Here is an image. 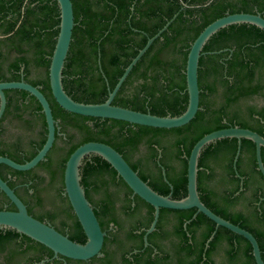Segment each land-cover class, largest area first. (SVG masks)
<instances>
[{
	"label": "trees",
	"instance_id": "1",
	"mask_svg": "<svg viewBox=\"0 0 264 264\" xmlns=\"http://www.w3.org/2000/svg\"><path fill=\"white\" fill-rule=\"evenodd\" d=\"M71 3L74 27L62 71V84L69 97L83 104L103 103L148 38L177 15L132 68L112 102L114 106L162 117L179 116L186 109L187 54L192 42L207 25L235 13H259L264 18V0H71ZM59 16L56 0H0V82L23 79L38 87L49 103L54 120H59L69 147L60 148L54 144L49 151L46 158L49 157L56 166L52 174L44 163L25 173L10 169L18 176H25L45 168L49 182L43 190L35 188L36 198L41 191L51 197L63 186L65 163L71 153L84 143L109 145L155 192L162 196L171 194L172 199L178 200L186 196L187 158L199 139L213 131L234 126L263 136L262 30L246 24L231 25L209 39L198 63L199 110L187 125L167 130L82 117L68 113L56 104L50 91L48 69L59 32ZM32 71L39 74L37 79H31ZM4 94L6 107L2 120L16 121L26 132L40 124L45 128L43 113L35 98L19 90L5 91ZM11 104L12 109L9 110ZM86 121H91V126ZM40 138L39 149L46 136L40 135ZM60 139L56 135L55 140ZM14 141V148L22 146L20 137ZM140 149L143 159L134 160ZM236 149L235 139H223L201 152L197 190L201 202L209 210L254 236L264 262V178L257 170L255 145L244 139L241 140L237 162L241 178L234 177L232 162ZM28 155L30 161L36 154ZM261 158L264 165V149H261ZM241 162L244 170L240 169ZM85 163H89L88 159L82 163L80 177ZM143 164L150 170L148 174L142 168ZM162 168L167 181L163 178ZM205 168L210 175L220 169L221 176L226 173L233 177L231 188L223 191L220 202L216 201L219 195L204 183ZM90 171L94 188L95 177L103 173L113 183L118 178L122 190L131 194L101 158L91 156V169L84 168L85 173ZM0 177L5 181L1 173ZM219 183L223 185L222 181L218 182L220 186ZM135 198L139 200L137 196ZM3 204L13 209L0 195V210H4L1 208ZM231 206L239 209L231 212ZM149 209L148 223L153 217V208ZM195 213L196 209H160L157 224L159 228V222L168 215L178 217L176 232L184 237L183 245L187 249H182L189 252V239L185 232L191 234L195 248L186 264H210V252L222 242L229 245L227 254L235 264H255L252 248L244 238L222 227L215 230V224L202 214H197L184 231L183 223L192 219ZM197 228L201 232L195 238L193 229ZM214 231L213 239L205 248Z\"/></svg>",
	"mask_w": 264,
	"mask_h": 264
},
{
	"label": "water",
	"instance_id": "2",
	"mask_svg": "<svg viewBox=\"0 0 264 264\" xmlns=\"http://www.w3.org/2000/svg\"><path fill=\"white\" fill-rule=\"evenodd\" d=\"M56 2L60 12L59 32L48 69L50 91L56 104L62 110L74 115L122 121L131 125L155 129L169 130L180 128L187 125L195 117L199 110L200 94L198 87V63L203 54L202 51L204 46L213 35L228 26L239 24L252 25L264 32V18L259 13L227 14L207 25L192 42L187 54L185 82L188 102L185 111L179 116H155L150 113H141L114 106L112 102L132 68L142 58L152 43L168 28L177 15H174L167 21L157 34L148 38L144 47L138 51L137 55L124 69L123 74L118 79L114 88L109 91L108 97L103 103L83 104L74 101L66 94L63 88L62 71L71 43L74 16L71 0H56ZM9 90L24 91L35 98L41 107V112L43 113L47 128L45 143L30 161L18 164L8 158L0 157V165H5L17 172H26L35 168L40 162L45 160L46 155L54 144L55 136L58 134L57 122L54 120L49 103L40 92V89L23 80L18 82H0V120L6 107L4 92ZM223 139H235L237 141V150L233 161L235 171L236 162L240 153L241 140L244 139L252 142L255 145L257 170L264 178V165L261 158V149H264V136L249 129L227 127L213 131L199 139L192 147L187 158L186 196L178 200L172 199L171 194L162 196L155 192L138 176L137 172L127 164L123 157L109 145L99 142H88L80 145L71 153L65 163L63 172L64 193L85 234L86 242L84 244L75 243L57 232L53 227L29 215L26 206L1 178L0 192L6 196L10 204L15 207V210H0V230H10L23 235L46 247L52 251L55 256L61 255L68 259L81 261L93 257H101V249L105 234L102 232L93 208L85 196L80 177V168L83 161L85 158L94 155L104 160L115 171L116 175L130 189L133 195L139 197L153 208V220L144 237L145 245H147L146 236L155 230L160 209L179 211L196 209L195 215H204L215 224L216 229L222 227L244 238L252 248V256L255 264H264L258 243L254 236L239 226L214 214L199 198L197 176L199 171L198 161L201 152L210 144ZM162 175L166 181L164 170H162ZM213 236L214 233L210 236L208 242Z\"/></svg>",
	"mask_w": 264,
	"mask_h": 264
},
{
	"label": "flooded vegetation",
	"instance_id": "3",
	"mask_svg": "<svg viewBox=\"0 0 264 264\" xmlns=\"http://www.w3.org/2000/svg\"><path fill=\"white\" fill-rule=\"evenodd\" d=\"M11 109L12 104L9 105V110ZM1 120L0 157H5L12 161L19 160L21 162H27L30 156L28 154H37V151L40 150L38 146L41 139L40 135H47L46 124L45 128L40 124L32 131H27L26 136L20 137L22 146L20 148H14L13 144L15 139L12 141H5L2 139L5 133L4 124L6 118ZM56 122L58 128L57 136L62 139L55 140L54 144L60 148L65 147L67 149L69 147L66 141V134L62 131L59 120H56ZM263 122L264 120H262V124ZM86 123L91 126V121H86ZM74 143H77V140ZM141 151L142 149L134 155V160L143 159ZM46 157L45 160L40 163L47 164L52 174L56 168L55 163L50 161L49 157ZM85 159H88L89 163H85L81 171V186L84 188L85 196L95 212L102 232L105 234L101 249L102 256L93 257L85 261L68 259L61 255L55 256L53 252L46 247L23 235L12 231H2L0 232V264H186L191 260V250L195 247L191 240V234L185 232L189 239L190 252L183 250L187 249L185 245H183L184 237L181 236V234H177L175 228L179 222L178 217L168 215L159 222L160 227L157 228L158 218L155 230L146 236L147 245H145L144 237L153 220L152 217L148 223L150 213L149 207L151 206L139 197L137 201L132 192L129 194L127 191L122 190L118 178H116V180L114 179L113 183L112 179L107 174L99 173L97 177H95L94 181H96V187L94 188V184L91 185V171L89 173L84 172L85 167H90L91 169V156ZM237 162L236 171L234 170V164L232 162L233 171L235 172L234 177L241 178L237 171ZM37 166L29 171L36 169ZM243 166L244 164L241 162V170H244ZM142 168L147 174L149 173L150 170L146 168L145 164H143ZM162 170L164 169L162 168ZM204 171V183L219 195L216 197V201L220 202V196L224 194L223 191H227L231 188L233 177L226 173H222L223 175L221 176L222 171L220 169L214 171L212 175H210V172L206 168ZM0 173L5 178V181L1 177L0 178L6 182L8 186L10 185L9 188L14 191L16 196L26 206L29 215L53 227L57 232L75 243L84 244L86 242L85 234L64 193L63 186H60L56 194L51 195V197L46 195L44 191L39 193V197H35V188L37 187L43 190L49 182V173L45 168L37 170L30 175L18 176L12 173L9 167L1 164ZM219 181H222L223 185L219 183V186ZM0 195L4 197L5 200L9 201L2 192H0ZM108 196L109 199H107ZM45 202H48L47 205H45ZM1 208L9 211L15 210L14 206L13 209H10L6 204H3ZM230 208L231 212L239 209L237 206H231ZM196 215L194 214L192 219L183 223L184 231L186 230V225L196 218ZM217 229L215 228V230ZM193 230L194 233H192L194 237L198 238L201 229L197 228ZM215 232L216 231L213 232L214 235ZM208 240L205 243V248H207ZM233 243L234 246L238 248V243L236 241ZM227 249H229V245L224 242L220 243V245H216L209 254L210 264H235L233 259L230 260ZM236 257L238 258L239 254ZM203 259L205 260L206 258L203 256Z\"/></svg>",
	"mask_w": 264,
	"mask_h": 264
},
{
	"label": "rangeland",
	"instance_id": "4",
	"mask_svg": "<svg viewBox=\"0 0 264 264\" xmlns=\"http://www.w3.org/2000/svg\"><path fill=\"white\" fill-rule=\"evenodd\" d=\"M39 77V74L35 71H32L31 79H37ZM257 103H260V100H256ZM5 133L3 134L2 139L5 141H12L14 139H17L19 137H24L27 135L26 130L21 128V126L16 122H9L6 120L5 122ZM48 202H45V205H47Z\"/></svg>",
	"mask_w": 264,
	"mask_h": 264
}]
</instances>
